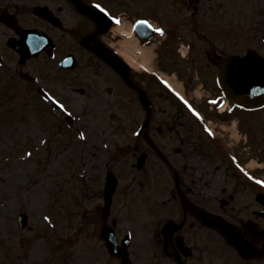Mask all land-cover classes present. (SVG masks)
<instances>
[{
    "label": "flooded vegetation",
    "instance_id": "af4514ba",
    "mask_svg": "<svg viewBox=\"0 0 264 264\" xmlns=\"http://www.w3.org/2000/svg\"><path fill=\"white\" fill-rule=\"evenodd\" d=\"M190 1L193 3L189 0H4L5 5L0 8L12 18L9 27L0 23L5 30V42L0 40V55L3 57L5 49L15 54L7 46V41L18 37V25L23 31L36 30L33 33L49 39L51 59L57 65L66 55L73 56L69 70H55L66 76L65 83L70 90L67 97L71 100L79 96L82 111L74 115L70 107V110L65 107L70 118L57 111L55 120L62 117L60 123L64 128L59 122L55 128H59L58 133L63 128L72 137L68 141L75 151L101 149L117 161L115 168H109L107 161L102 165L103 184L108 171L117 180L108 217L103 219L101 214L102 184L100 201L90 208V213L84 212L91 215L84 226L88 227L94 214H98L96 228L112 227L120 244L127 232L132 231L129 225H125L123 214L133 207L142 215L139 224L145 232L142 238L148 237L152 246L147 264H225L221 259L231 264H264V185L257 183L264 180V124L257 117H249L256 116L258 111L233 108L219 116L215 112L223 102L215 83L218 69L212 66L214 71L210 74L207 65L203 68L199 64L203 57L209 60L222 53L207 40L208 32H204L200 25L203 1ZM97 4L106 9L107 14L97 8ZM5 11L0 14L8 16ZM112 17L125 26H133L139 20L155 23L158 19L164 29V35L158 33L162 41L151 66L148 64L150 70L141 72L128 63L131 87L125 85L124 80L91 49L83 46L84 42L90 48L111 49L127 62L118 51L123 37L110 32L115 23ZM168 19L173 20L176 27L168 26ZM136 33L143 34L140 29ZM250 34L252 39H257L263 32L255 29ZM205 43L212 48H204ZM254 43L255 46L246 44L245 49L254 47L261 51V42ZM183 44L188 50L181 55L180 45ZM231 44L234 47V38ZM47 52H41L38 58L47 59ZM29 61L25 65H29ZM187 62L191 63L194 73L184 69ZM24 66L14 70L17 80L27 87L25 95L30 97L22 102L27 106L33 99L38 110L34 114L27 110L22 112L38 119H42L43 112L44 116L48 114L53 118L54 100L50 97L65 106V93L57 94L44 83L43 68L28 73ZM167 68L174 69L172 73L175 81H180L181 95L200 112L203 120L192 116L174 92L159 85L157 71ZM7 69H10L7 63H2L0 75L8 83L13 77ZM181 73L185 75L184 79L180 77ZM199 85L201 90L216 94L205 99L199 97L198 102H193L186 94L187 89ZM136 88L144 91L150 104L148 112L142 109ZM3 96L10 100L15 97L6 89ZM209 98L218 100L215 107L208 104ZM95 102L100 105L110 102L117 106V122L122 133H130L128 138L132 142H113L110 143L113 149L108 148L107 131L101 126V119L109 122V117L104 115L106 106L100 108L99 113ZM85 104H88L86 110ZM130 107L136 118L127 127L124 124L129 116L125 110ZM94 110L100 114L96 116L100 127L98 133L95 132L97 122L89 125L86 121L87 115H93ZM208 123L212 124L211 135L204 128ZM116 130L119 131L118 126ZM92 156L93 153L86 159ZM92 165L87 163L79 171ZM80 177L84 178L83 175ZM81 198H89L86 190L79 195ZM70 202L75 214L73 195ZM122 226L124 230H121ZM220 229L231 230L241 253L226 242ZM136 250L140 249L131 246L130 242L127 252L131 264H139L137 258L148 254Z\"/></svg>",
    "mask_w": 264,
    "mask_h": 264
},
{
    "label": "rangeland",
    "instance_id": "374dc122",
    "mask_svg": "<svg viewBox=\"0 0 264 264\" xmlns=\"http://www.w3.org/2000/svg\"><path fill=\"white\" fill-rule=\"evenodd\" d=\"M202 1L203 17L200 19V25L205 32H208L215 48L222 54H231L243 53L246 44L252 45L248 43V40L252 39L250 31L259 21V17L254 16L255 11L251 8V4H248L251 0ZM253 1L258 9L264 10V0ZM4 5V0H0V7ZM219 11L222 14H218ZM200 13L201 10L198 15ZM168 26L176 27V23L169 20ZM4 36L5 30L0 26L2 42H5ZM233 38L235 39L234 47L231 44ZM204 48L212 47L205 43ZM261 49L264 53V46H261ZM5 50H3V57L7 67L10 68L7 71L13 78L9 81L10 84L5 85L4 76H0V90L4 87L8 94L15 97L8 102L10 99L0 94V264H115L107 258L104 247L99 241V229L96 228L98 214H94L93 222H90L88 227L83 225L91 216L85 215L84 212L90 213V208L100 201L99 191L102 190L104 175L103 163L107 161L109 168H115L117 161L113 159V156L109 158V154L101 149L92 152L84 149L80 152L75 151L68 141L72 137L65 133L64 124L60 123L62 117L55 120L48 114L44 116L42 112V119H38L35 115L23 113L22 110H27L34 114V111L38 109L33 99L27 106L22 102L28 101L30 97L25 95L27 87L17 80L14 72L15 68H19L16 66L17 56ZM28 63L29 65L23 67L28 73L45 68L44 83L57 91V94L65 93L63 102L66 108L69 110L71 108L74 115L82 111L83 103L79 96L76 98V95L71 100L67 97L70 96V90L65 83L66 76H61L55 70L57 66L55 61L48 62L47 59L37 58ZM187 64L184 69L194 73L191 70L192 67L190 68L191 63L187 62ZM199 65L203 68L207 65L210 74L214 71L205 57ZM164 71L170 79H174V73H172L174 69L167 68ZM180 77L184 79L185 75L181 73ZM176 82L180 85L179 80ZM186 94L193 99V102H198L199 97L205 99L216 93L194 88L187 89ZM23 106L26 107L23 108ZM94 106L99 113L100 108L106 106L104 115L109 117V122L105 123L101 119V126L107 131L108 148L113 149L110 144L113 142H132L128 138L130 133L121 131L122 128L117 122L115 104L109 102L107 105H100L95 102ZM86 107L88 104H85V110ZM10 109L13 111L12 115L8 114ZM44 109L45 107H42V110ZM96 110L93 115H87L86 121L89 125L96 124L98 121L97 117L100 114ZM125 112L129 117L124 126L128 127L133 124L136 116L131 107ZM253 116L264 124V111L249 117ZM57 122L63 127L60 133H58L59 128H55ZM116 126L119 127V131L116 130ZM95 128V132L98 133L100 129L98 122ZM47 137H50L49 145L36 149L38 142ZM28 153H31V156ZM92 153V158L87 160V156L90 157ZM87 163L93 165L79 171L80 167ZM74 172L75 175L72 176ZM81 175L84 178L81 179ZM85 190L89 198L79 199V195ZM72 195L76 203L75 215H72L69 209V199ZM20 214H25L27 218L24 229L18 226ZM46 216L49 219L46 220ZM123 220L126 222L125 225H129L133 231L134 246L140 249L136 251L143 250L148 253L144 258L139 256L137 261L139 264H147L152 246L148 237H145V241L142 238L145 232L139 228V224L142 223L140 211L137 212L132 207L123 214ZM122 229L124 230L123 226ZM221 260L225 264H231L226 259Z\"/></svg>",
    "mask_w": 264,
    "mask_h": 264
},
{
    "label": "water",
    "instance_id": "95a60500",
    "mask_svg": "<svg viewBox=\"0 0 264 264\" xmlns=\"http://www.w3.org/2000/svg\"><path fill=\"white\" fill-rule=\"evenodd\" d=\"M28 37L34 36L31 35ZM12 47L19 53L21 58L20 63H24L28 57L37 53L36 50L32 51V49L24 48L21 43L14 46L12 45ZM101 58L108 64L114 66L117 71H120L121 68L125 70L116 57L106 55L105 58L104 56ZM211 63L219 65L217 81L222 89L223 95L229 101H232L245 109H256L264 106V58H261L254 52H248L244 57L232 55L224 58L215 57L211 60ZM141 96H143L141 101L146 102L144 95L142 94ZM114 185L113 178L108 176L104 194V213H107V208L115 187ZM19 222L21 226L25 225V215L19 217ZM223 232L226 231L223 230ZM111 234L112 232L107 233V236L105 232L102 234V239L106 241V248L109 255L116 256L117 258L122 257L124 259V254L121 251L122 254H120V256L117 253L115 241L112 237L113 234ZM225 238L230 241V243L237 245V243L231 241L226 234ZM124 264L126 263L124 262Z\"/></svg>",
    "mask_w": 264,
    "mask_h": 264
},
{
    "label": "bare ground",
    "instance_id": "6f19581e",
    "mask_svg": "<svg viewBox=\"0 0 264 264\" xmlns=\"http://www.w3.org/2000/svg\"><path fill=\"white\" fill-rule=\"evenodd\" d=\"M126 29H127V27L125 25L119 26V28L116 29V31L118 33H125L129 37L128 40H124L123 42L120 43V45H121L120 50L122 51V55L125 58H128L127 54L132 55L134 50H140V56L138 57V59H140L142 63L150 64V66H151V63L153 61V58H152L153 50H152V48L151 47L139 48L137 46L136 40H134L132 35H131V31H127ZM128 61H129V59H128Z\"/></svg>",
    "mask_w": 264,
    "mask_h": 264
},
{
    "label": "snow or ice",
    "instance_id": "6c2138e0",
    "mask_svg": "<svg viewBox=\"0 0 264 264\" xmlns=\"http://www.w3.org/2000/svg\"><path fill=\"white\" fill-rule=\"evenodd\" d=\"M96 7L97 8H100L101 9V11H104L106 14H107V10L106 9H104V8H102V6L101 5H99V4H97L96 5ZM112 19L118 24V23H120V21H119V19H117L116 17H112ZM137 24H147V25H149V27H151V25L149 24V22L147 21V20H139V21H137ZM157 33H159L160 35H164V29L163 28H159V27H157V28H155L154 29ZM163 83L165 84V85H167L169 88H171V85L170 84H168V81H163ZM175 95L183 102V104L192 112V114L194 115V116H196L198 119H201V120H203V117L201 116V114H200V112H198L193 106H192V104H190L189 103V101L188 100H186L179 92H175ZM50 98H52L53 100H54V102L59 106V108H61V109H64V105L59 101V100H55V98L54 97H50ZM213 103H215V101H213ZM204 128H205V131H207L210 135L212 134V130L210 129V128H208V126L207 125H205L204 126ZM28 155L29 156H31V153H28ZM233 159L235 160V157H233ZM246 175H247V173H246ZM254 179V178H253ZM257 183H259V184H261V185H264V180H259V181H257ZM45 219L47 220V219H49V217H45Z\"/></svg>",
    "mask_w": 264,
    "mask_h": 264
}]
</instances>
